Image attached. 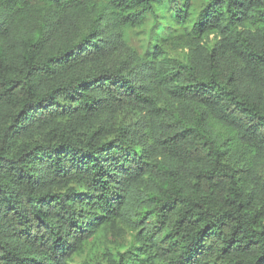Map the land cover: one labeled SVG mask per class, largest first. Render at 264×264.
<instances>
[{
    "label": "trees",
    "instance_id": "16d2710c",
    "mask_svg": "<svg viewBox=\"0 0 264 264\" xmlns=\"http://www.w3.org/2000/svg\"><path fill=\"white\" fill-rule=\"evenodd\" d=\"M0 264H264V0H0Z\"/></svg>",
    "mask_w": 264,
    "mask_h": 264
},
{
    "label": "rangeland",
    "instance_id": "374dc122",
    "mask_svg": "<svg viewBox=\"0 0 264 264\" xmlns=\"http://www.w3.org/2000/svg\"><path fill=\"white\" fill-rule=\"evenodd\" d=\"M203 0H194V3L197 5V6H200L202 4ZM134 44L135 45H138L139 42L138 41H134ZM101 247V244H100V241H95L91 244H89V247H88V253L89 255L91 254H95V252H97Z\"/></svg>",
    "mask_w": 264,
    "mask_h": 264
}]
</instances>
